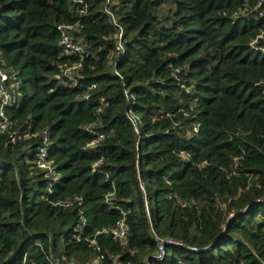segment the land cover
<instances>
[{
  "label": "trees",
  "instance_id": "trees-1",
  "mask_svg": "<svg viewBox=\"0 0 264 264\" xmlns=\"http://www.w3.org/2000/svg\"><path fill=\"white\" fill-rule=\"evenodd\" d=\"M110 2L0 0V264H264V0Z\"/></svg>",
  "mask_w": 264,
  "mask_h": 264
},
{
  "label": "built area",
  "instance_id": "built-area-1",
  "mask_svg": "<svg viewBox=\"0 0 264 264\" xmlns=\"http://www.w3.org/2000/svg\"><path fill=\"white\" fill-rule=\"evenodd\" d=\"M78 3H82V0H74ZM104 1V13L107 14L109 17L110 23L116 27L117 29V38L118 40L121 39V28L118 26L113 14L110 11V0H103ZM60 45L62 46L63 53L66 55H76L81 52L80 46L76 45L71 38L68 36L67 33L61 32V40ZM121 47L120 44L117 45V48L119 49ZM18 97L17 92V84L14 82L9 81V77L6 73L2 71L0 68V119H1V125L0 130L1 132H4L6 130H10L13 126H15L14 122H12L10 119L6 116V110L7 108L16 102V99ZM34 135L25 132V133H12L10 135V141L11 143H18L23 142L26 140L31 139ZM103 139V135L99 134L97 141H101ZM46 144V139H43V145L39 148L38 154H37V165L40 169L46 171L48 175H51L53 173V169L47 162V148L44 146ZM114 238L123 240L125 236V227L121 223L118 227V229L114 230L112 232ZM163 251L162 246L159 247V254L157 255V259H160L162 257Z\"/></svg>",
  "mask_w": 264,
  "mask_h": 264
}]
</instances>
